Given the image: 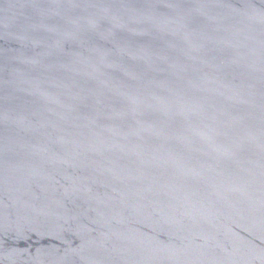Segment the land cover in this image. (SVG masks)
<instances>
[{"label": "water", "instance_id": "1", "mask_svg": "<svg viewBox=\"0 0 264 264\" xmlns=\"http://www.w3.org/2000/svg\"><path fill=\"white\" fill-rule=\"evenodd\" d=\"M0 264H264V0H0Z\"/></svg>", "mask_w": 264, "mask_h": 264}]
</instances>
